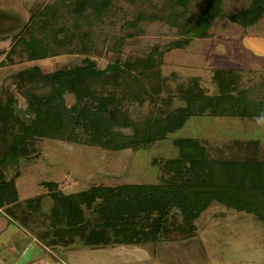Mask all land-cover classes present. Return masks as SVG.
<instances>
[{"label":"rangeland","instance_id":"rangeland-1","mask_svg":"<svg viewBox=\"0 0 264 264\" xmlns=\"http://www.w3.org/2000/svg\"><path fill=\"white\" fill-rule=\"evenodd\" d=\"M74 1L0 0L2 98L7 89L16 96L20 108H27L23 93L29 92L31 86L24 84L20 89L13 78L23 68L38 65L42 72L52 73L82 64L87 57L105 68L115 60H147L156 47L163 54L155 69L160 71V76L153 72L154 69H144L142 92H137V98L122 100L124 111L132 120L146 121L155 111V103H162L169 96L171 107L186 106L185 97L195 79L209 95L220 94L222 89L218 87L216 77L217 71L222 69L238 71L241 87L253 89L252 99L263 103L264 15L251 26L233 20V16L248 8L253 0H222L209 34L182 47L171 45L186 40L184 23L195 20L208 6V0H185L184 3L180 0H108L101 17L92 16L90 20L71 14L68 5ZM51 8L55 15L47 16L45 11ZM34 13L37 18L51 20V26L43 23V29L37 33L44 42L50 40L51 49L40 60L28 61L26 55L23 58L13 55V61H8L14 37L31 23ZM53 21L56 25L63 24L73 35L56 49L55 55L52 49L58 42L51 37ZM57 37L63 39L64 33L60 32ZM156 80L157 86L161 87L158 93L153 87ZM65 99L68 107L76 102L72 93H67ZM263 115L264 112L255 116H214L210 113L192 116L182 128L162 140L118 150L113 145L104 148L83 140L40 137L36 138L31 156L21 154L11 160L4 169V176L15 181L22 201L43 194L42 210L48 212L53 200L43 181H57L67 194L99 184L158 183L160 162L179 156V148L175 145L178 138L197 139L212 158L233 159L253 152L264 161ZM1 125L0 121V128ZM124 130L130 133V129ZM250 141H257L255 149L240 145ZM86 211L88 215L90 212ZM262 212L263 218L254 210H240L213 201L193 221L196 229L188 237L174 233L145 244L114 245V249L110 246L108 250H94L77 240L65 249L49 247L50 251L34 242L36 234L33 233L46 229L49 223L30 222L31 230L37 229L32 232L0 212V264H56L61 260L66 264H264V209ZM97 251L108 253L107 258L102 255L103 258L95 262L93 253Z\"/></svg>","mask_w":264,"mask_h":264},{"label":"trees","instance_id":"trees-1","mask_svg":"<svg viewBox=\"0 0 264 264\" xmlns=\"http://www.w3.org/2000/svg\"><path fill=\"white\" fill-rule=\"evenodd\" d=\"M108 3V0H76L68 8L73 16L99 19ZM221 3L222 0H208V6L195 20L184 23L186 40L176 41L171 46L182 47L195 38L206 37ZM53 11L47 9L45 14L55 15ZM263 15L264 0H253L248 8L235 14L233 20L251 26ZM31 20L14 37L8 61H13V55L21 58L26 55L28 61L40 60L51 49L50 40L44 42L37 36L43 23L48 25L51 20L37 18L36 13ZM54 21L51 37L58 45L53 47V55L65 41L73 38L68 28ZM60 32L64 33V40L57 37ZM159 50L155 47L147 60H115L105 68H100L89 57L82 64L52 73L42 72L38 65L23 68L13 78L20 89L24 84L31 86L29 92L23 93L27 108H20L16 96L7 89L3 91L5 98L0 96V209L29 230L33 229L30 222L49 223L42 231L31 230L47 247H70L79 240L85 247L99 249L141 245L174 233L188 237L196 229L193 221L213 201L240 210H254L263 218L264 161L253 152L233 159L212 158L194 138L175 140L179 156L160 162L158 183L99 184L67 194L57 181H43L53 200L48 212L42 210L43 194L22 201L15 181L5 178L4 169L11 160L21 154L31 156L36 138L83 140L104 148L113 145L118 150L162 140L182 128L192 116L207 113L255 116L264 112V101L252 99L253 89L241 87L238 71L222 69L217 71L216 77L222 89L220 94L209 95L195 79L185 97L186 106L171 107L169 96L164 102L155 103V111L146 121L132 120L124 111L122 100L137 98V92H142L144 69H154L160 76V71L155 70L162 60ZM157 80L153 86L156 93L161 90ZM67 93L76 98L71 107L66 105ZM124 129H130V133ZM240 145L255 149L257 141ZM17 209H21L19 213ZM86 209L90 212L88 215Z\"/></svg>","mask_w":264,"mask_h":264},{"label":"crops","instance_id":"crops-1","mask_svg":"<svg viewBox=\"0 0 264 264\" xmlns=\"http://www.w3.org/2000/svg\"><path fill=\"white\" fill-rule=\"evenodd\" d=\"M0 212H3V210L0 209ZM3 214H4V212H3ZM34 242H35L37 245L40 244V246H42V247H44L46 250L50 251L49 247H47L46 245L42 244V243H41V242H40L35 236H34ZM32 247H35V249H38L36 246H32ZM60 248H64V249H65V248H67V247H60ZM114 248H115V246L112 247V249H114ZM35 249H34V250H35ZM108 249H111L110 246L105 247V248L94 249V250H108ZM104 254H105V255H104ZM102 255L104 256V258H105V257L107 258L108 253H104L103 251H102V253H100L99 251L93 253V259H95V262H97L99 259L103 258ZM96 259H97V260H96ZM91 260H92V259H91ZM44 261H45V260H44ZM92 261H94V260H92ZM97 263H98V262H97ZM56 264H66V263L64 262V260H61L60 262H57Z\"/></svg>","mask_w":264,"mask_h":264}]
</instances>
